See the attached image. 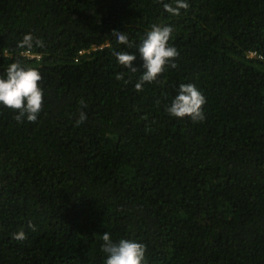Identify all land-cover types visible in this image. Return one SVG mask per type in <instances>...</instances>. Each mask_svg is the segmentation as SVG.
I'll return each mask as SVG.
<instances>
[{
  "label": "trees",
  "instance_id": "trees-1",
  "mask_svg": "<svg viewBox=\"0 0 264 264\" xmlns=\"http://www.w3.org/2000/svg\"><path fill=\"white\" fill-rule=\"evenodd\" d=\"M184 2L0 0V75L35 67L44 92L35 123L0 105V264H104L106 232L147 264H264V0ZM153 24L177 67L137 90L138 47L112 33L138 45ZM182 83L202 122L166 112Z\"/></svg>",
  "mask_w": 264,
  "mask_h": 264
},
{
  "label": "clouds",
  "instance_id": "clouds-1",
  "mask_svg": "<svg viewBox=\"0 0 264 264\" xmlns=\"http://www.w3.org/2000/svg\"><path fill=\"white\" fill-rule=\"evenodd\" d=\"M170 13L178 14L179 9H187L188 4L184 0H175V7L169 4L164 5ZM173 28L171 26H161L153 24L146 33L145 38L138 45L133 44L127 34L115 31L112 34L116 37L119 44L126 45L128 48L138 47L143 67L146 69L141 75L140 81L135 85L137 90H142L144 83L155 82L166 70V68L177 67L175 63L179 52L176 47L170 44ZM43 47V41L34 38L31 34H25L18 47L31 50L33 47ZM113 55L117 58L120 65L137 72L133 67V62L137 59L135 54L127 51H114ZM255 57L256 54L250 53ZM117 80L124 79V73L116 74ZM42 80L41 73L35 67H25L19 62L11 63L6 69V76L0 75V105L18 113L15 115L17 122L35 123L43 109L44 92L39 82ZM127 83V81H125ZM206 98L193 83H182L179 85L178 93L172 99L166 112L175 118H190L194 123L202 122L205 119L203 106ZM82 107H86L81 100ZM87 120V114L80 111L76 121L77 126ZM103 244L101 251L106 254L104 264H147L146 245L133 240L121 239L114 242L110 234L106 232L102 236ZM15 239L24 240L23 233L15 235Z\"/></svg>",
  "mask_w": 264,
  "mask_h": 264
}]
</instances>
